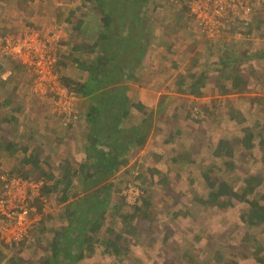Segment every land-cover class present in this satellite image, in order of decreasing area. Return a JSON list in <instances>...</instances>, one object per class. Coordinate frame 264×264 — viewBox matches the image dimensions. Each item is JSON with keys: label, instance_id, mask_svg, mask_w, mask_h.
I'll use <instances>...</instances> for the list:
<instances>
[{"label": "rangeland", "instance_id": "1", "mask_svg": "<svg viewBox=\"0 0 264 264\" xmlns=\"http://www.w3.org/2000/svg\"><path fill=\"white\" fill-rule=\"evenodd\" d=\"M164 3L167 5L163 6ZM184 3L186 0L144 1L143 14L148 21L144 34L148 37L149 47L137 74L138 78L129 83V93L133 100L145 102L147 110H153L155 116L149 123L151 133L147 143L130 158L129 164L123 169L126 172L116 179L120 187V195L115 198L114 209L117 213L132 211L134 205L127 204L123 194L127 183L132 179L141 184L143 194L147 190L152 192L154 199L149 219L152 226L148 230H151L154 240L145 246H134L131 251L136 256L142 257V262L145 264H163L165 258L177 259L174 252L179 250L182 252L189 244H192L194 249L203 248L207 240L205 237L200 241L196 240V233L205 236L208 232L219 230L221 236H215V240L218 238L223 248L227 247L229 236L236 238L242 236V231L234 230L232 234L229 233V229L231 224L239 221L238 216L244 204L229 207L226 211L221 210L220 215L224 218H213L214 216L209 214L212 211L211 207H203L200 204L193 205L192 210L195 215L191 216L183 215L179 209L186 208L185 198L200 192L206 193L204 170L209 168L216 170L220 164L222 170H228V166L223 165V158L216 159L213 156V149L218 140L223 137L228 139L239 137L244 126L264 122V58L253 57L242 61L239 68L245 75L246 85L239 91L233 88L229 81L219 77L218 71L212 66L214 58L221 54L222 49L229 48L231 53L247 51V54H253L252 56L264 50V0L251 1L252 8L257 9L251 26L244 28L240 25L236 26L227 35V41L215 45L205 42L207 37L203 35L194 20L191 25L189 24V15L182 8ZM116 6L118 14L115 16L118 19L120 15L133 17L132 10H120L124 7L123 4L119 3ZM107 13L109 14V9L101 8L99 0H34L26 3L20 0H0V33L17 36L28 28L43 35L58 32L62 43L68 42L72 35L82 43H89L91 46L95 44V53H87V56L93 58L97 55L101 35L109 29L110 15ZM79 20L83 21L81 26L74 28L73 25ZM229 20L227 22L229 24L240 21L235 14L230 15ZM120 24V21L113 22L111 26L119 31L124 26L119 27ZM139 30L140 28H137V31L133 29L132 32L139 33ZM110 41H113L112 37ZM62 43L52 42V52L58 55V49L66 46ZM66 62L67 68L64 67L66 74L72 73L77 77L75 72L79 71L75 70L76 63L70 59ZM210 68L212 69L208 73L209 80L202 88V96L182 94L179 91L178 81L183 75L191 70ZM5 78L6 76H2V81ZM32 78L31 71L25 70L24 73H20L19 82L26 88L21 91L24 104L22 105L16 98L12 107L1 108L0 116L9 113L10 109L21 107L19 116H22L25 122L30 121L29 128L35 130L40 125L43 131L45 128L46 132L43 133L46 135L43 138L48 141L46 150L49 151V156L45 154L46 157H43V163L40 165L47 172H57L56 165L66 159L65 155L68 152H72L73 156L78 158L81 155L77 147L74 150V146L70 145V136L79 138L86 132V126L82 124V127H77L76 124L74 128H61L64 119L54 111L55 99L52 96L40 95L37 96L38 100L34 101L35 98L30 95L33 94ZM17 83L18 80L13 82L14 85ZM223 86L229 91L223 92ZM7 95L11 97L12 93L8 91ZM163 95L170 98L166 100L165 108L156 113L158 102ZM48 112L52 116H49ZM63 125L66 126L65 123ZM171 133L173 136L170 138ZM182 148H190L194 151L192 158L195 162L193 160L181 165L173 161V156ZM241 154L242 150L238 147L234 159L239 163H241ZM253 154L249 163L250 169L264 172V149L257 146ZM17 159L20 160L21 155ZM18 160H14L5 171H0L19 172L20 167L24 168V171L25 167ZM17 165L21 166L16 167ZM26 172L37 173V171ZM139 173L142 176L136 178ZM162 178H165L164 182L161 181ZM240 181V178L236 179L235 185L241 184ZM181 192L185 194L180 196ZM61 194L58 191L55 195L47 196L52 202L51 207H47V212L54 217L53 220L47 218L46 223L49 226L53 223L62 224V220L57 218L59 208L56 207L58 204L56 196ZM142 195L137 204L142 203ZM174 211L180 213L174 217ZM111 219L112 217L109 216L108 222ZM165 227H171L176 231L167 241H164ZM179 229L182 230L178 232ZM180 238L182 240L178 242L177 239ZM33 239L31 237L28 240V245H25L21 252L24 257L21 264H37L45 254L43 251L45 243L37 245ZM2 242L0 239V257L3 256L4 263L15 250L6 249L5 243ZM103 250L104 248L98 245L96 253H88L81 264H112L114 261L118 263L120 257L113 253H105ZM131 252L125 251V255L122 256L124 262L130 261ZM249 256L248 253L239 257L240 263L261 264L256 263Z\"/></svg>", "mask_w": 264, "mask_h": 264}, {"label": "trees", "instance_id": "2", "mask_svg": "<svg viewBox=\"0 0 264 264\" xmlns=\"http://www.w3.org/2000/svg\"><path fill=\"white\" fill-rule=\"evenodd\" d=\"M20 1L26 3L34 0ZM144 1L99 0L101 8L109 9L107 15H110V21L108 32H103L101 35L95 57L87 56V53H95V44L91 46L89 43H72L71 45L63 42L62 44L71 48V51L66 54L60 50L62 46L58 49L57 64L59 66L57 70L61 75L62 84L76 92L78 97L87 99L89 103L85 116L86 132L79 138L70 136L71 143H76L78 152L82 151L80 153L81 155L83 153L82 159L67 158V156L56 165L57 172H47L40 165L43 163V157H46L44 155L46 145L30 149L28 144L23 143L18 147L17 141L0 136L2 151L9 152L13 158L19 157L18 150L24 154L19 161L25 170L23 171L24 168H21V165H17L16 167H20L19 172L11 171L10 174L32 180H42L41 191L45 196L55 195L58 191L62 193L56 196L57 202L61 205L57 218L62 220V224L53 223L49 226L46 223L47 218L53 220L54 217L48 214L31 231L30 237L19 244L4 245L6 249L15 251L4 263L3 256L0 257V264H21L24 258L21 252L24 246L28 245L31 237L37 245L45 243V246L43 245L45 254L37 264H81L88 253H96L98 245L104 248L105 253H113L120 257L118 263L114 261L112 264H145L142 262V257L136 256L131 251L134 246H145L154 240L151 230H148L152 226L149 221L154 199L152 192L145 191L142 195V203L134 205L132 211L117 213L114 209L115 198L120 195V187L116 179L126 172L123 169L129 164L130 158L147 143L151 133L149 123L155 116L153 110H147V106L140 100H133L129 93V83L138 78L137 74L149 47L148 37L144 34L148 25L143 14ZM191 1L186 0L182 7L189 15L190 25L194 20L190 14ZM119 3L124 5L120 10H132L133 17L132 15L128 17L120 15L118 19L115 15L118 14L116 5ZM256 11L257 9L253 8L252 15L246 22L239 19L240 21L226 23L219 37L206 38L205 42L215 45L227 41L226 37L231 29L238 25L243 28L251 26ZM119 21L121 23L119 27L124 26L117 31L111 25ZM82 22L79 20L73 25L74 28H79ZM137 28H140L139 33L134 32L133 34L132 30L137 31ZM111 37L113 41H110ZM81 48L83 50H80ZM252 55L247 54V51L231 53L229 48L222 49L221 54L214 58L212 66L218 71L219 77L229 81L232 87L239 91L246 85L245 75L241 72L239 65L242 61L253 57L264 58V50L255 56ZM65 58L73 60L78 70L86 73V76L67 75L64 69L67 67ZM20 67L28 71L25 66L20 65ZM211 69L191 70L183 75L178 81L179 91L182 94L202 96V88L209 80L208 73ZM222 91L229 90L223 86ZM168 98L170 96L167 95L160 97L156 113L165 108ZM20 109L19 107L10 109L9 113L2 116L3 122L10 125L17 124L16 114L20 112ZM80 117L79 111V118L68 120L66 126L63 125L62 120L61 128L74 127ZM244 120L245 117L242 118L243 122ZM13 128L17 130V126ZM172 136L171 133L169 137ZM257 146L264 149V122L244 126L239 137L220 138L213 149V156L216 159L223 158V165H227L228 170H222L221 164L216 170L213 168L204 170L206 193L200 192L185 198L186 208L181 210L180 207L179 209L183 215L191 216L195 215L192 210L193 205L200 204L203 207H211L212 211L209 214L214 216L213 218H222L221 210L226 211L229 207L244 204L238 216L239 221L231 224L229 229V233L232 234L234 230L242 231V236L240 238L229 236L227 247L223 248L219 239L215 240V236H221L219 230L208 232L205 236L196 233V240L200 241L204 237L207 240L203 248L194 249V246L189 244L183 248L182 252L181 250L174 252L177 259L165 258L163 264H241L239 257L248 253L253 261L264 264V172L263 170L252 171L249 167ZM238 147L242 150L241 163L234 159ZM192 157H194L192 149L182 148L172 159L183 165L192 162L194 160ZM26 171H37V173L30 174ZM139 176H142L141 173L135 177ZM238 178L241 179V184L235 185ZM161 181L164 182L165 178ZM179 194L183 196L185 193ZM34 201L39 207L41 206L40 198H35ZM180 212L174 211V217ZM205 214L208 215L207 212ZM109 216L112 217L110 222H108ZM164 232L166 235L164 241H167L176 231L171 227H165ZM179 240L182 239H177L178 242ZM128 250L132 255L130 261L126 263L122 256Z\"/></svg>", "mask_w": 264, "mask_h": 264}, {"label": "built area", "instance_id": "3", "mask_svg": "<svg viewBox=\"0 0 264 264\" xmlns=\"http://www.w3.org/2000/svg\"><path fill=\"white\" fill-rule=\"evenodd\" d=\"M252 0H192L191 15L207 38H217L226 26L229 16L235 14L244 22L252 14ZM58 32L43 35L28 28L17 36L0 33V57L10 58L25 66L33 75L31 88L35 95L52 96L54 111L68 120L79 118L78 95L66 88L57 70V54L51 43H62ZM42 180L20 175L0 174V239L8 245L19 244L48 215L52 202L42 194ZM127 204L136 205L143 190L137 180H130L124 190ZM40 198L39 207L34 199Z\"/></svg>", "mask_w": 264, "mask_h": 264}, {"label": "crops", "instance_id": "4", "mask_svg": "<svg viewBox=\"0 0 264 264\" xmlns=\"http://www.w3.org/2000/svg\"><path fill=\"white\" fill-rule=\"evenodd\" d=\"M166 5H167V3L163 4V6H166ZM68 43H70L71 45H72V43L73 44L74 43L81 44L82 41L80 39H74L71 35L68 39ZM61 49H63L62 52L66 53V54L68 51H71L70 50L71 48H68L67 45L62 46ZM80 50H83V48H81ZM77 52H79V50ZM64 61L66 62L67 58H65ZM75 70H78L77 66H76ZM24 71L25 70L23 68H21L20 65L18 63H16L15 61H13L9 58L0 57V82H2V84H0V111H1V108H4L5 106H8V107L11 106L12 107L16 101V98L19 100V102L22 103V105L24 104V97H21L22 96L21 91H24L25 87L23 86V84L21 82H19L20 73H24ZM78 71L79 72H75L77 77L80 74L85 75V73L81 72L80 70H78ZM67 75L74 77L72 73H69ZM2 76L3 77L6 76L5 80H3V81H2ZM16 80H18V83L14 85L13 82ZM8 91H10L12 93L11 97H8L9 96V95H7ZM30 95L33 96V98H35L34 101L38 100L37 96H34L33 94H30ZM27 101H29V98H27ZM77 103H78V107H79L81 117H80L79 122L77 123L79 126L78 125H76V126L82 127L81 126L82 124L85 125L86 108H87L89 103L87 102V99L81 98V97H78ZM142 103L145 106H147L145 104V102H142ZM48 107H50V106L48 105ZM19 108H21V107H19ZM48 114H49V116H52L51 113L48 112ZM16 118L18 120L17 124L14 123V124L10 125L7 122H3L2 116L0 117V136L9 137V138L13 139V141H17L19 143L18 147L23 145V143L28 144L30 149H32L34 147H40V146L46 145L44 148V153L49 156V151L46 150V148L48 147V141H46L45 138H43L46 135L45 133H43V132H46V129L44 128V131H43L42 130L43 128H41L42 127L41 125L37 126V128H35V130H34V128H32V129L29 128L28 124H30V121L25 122L23 117L19 116V113L16 114ZM13 126H17V130L14 129ZM14 130H16V132L12 133ZM74 140H75V138H74ZM72 145L74 146V150H75V147L77 146L76 143H74ZM80 152H82V151H80ZM80 152H78V153H80ZM9 154H10L9 152H4L0 149V170L5 171L6 167H8L11 163H13L14 160H18L17 158L11 157ZM19 154L21 155V158L24 156V154L22 153L21 150H18V155ZM65 157L73 158L74 156L71 152L69 155H65ZM74 158H78V157L75 156ZM79 158L82 159L83 156L80 155ZM3 171H0V172H3ZM59 206H60V204L58 203L56 205V207L59 208Z\"/></svg>", "mask_w": 264, "mask_h": 264}]
</instances>
